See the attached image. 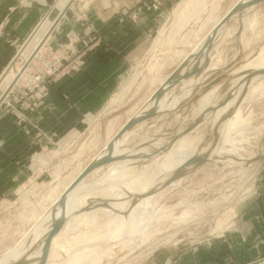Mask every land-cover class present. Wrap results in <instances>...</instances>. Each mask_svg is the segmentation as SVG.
<instances>
[{"label": "rangeland", "instance_id": "1", "mask_svg": "<svg viewBox=\"0 0 264 264\" xmlns=\"http://www.w3.org/2000/svg\"><path fill=\"white\" fill-rule=\"evenodd\" d=\"M189 1L191 0H176L173 4L163 6L160 0H142L137 9V14H130L132 23L138 22V13L140 12L159 11L161 9L163 12L161 15L162 21L157 29L148 30L147 37L141 44L131 41L129 46H125V49L116 46L120 49L117 51L125 54L126 57L125 64L121 66H117L113 59L110 60L103 55H99L98 59L90 57L91 50L101 45L102 35L105 33L103 31L106 30L96 28V22H93L96 19L93 15L88 12L82 13L80 0H53L41 15L39 22H37L30 36H33L34 32L38 30L31 40H29V36L24 42L17 43L11 41L12 36L8 37L9 44L14 50V58L13 64L9 66V72L4 79L6 85H8L5 87L6 90L16 78L19 69H25L27 78L22 80L20 77L21 81L16 83L13 91L4 92L0 90V100L4 97L3 105L6 104L12 107L13 111L19 112L32 103L30 100L36 99L38 101L48 96L51 87L62 86V145L52 144L48 160L46 159L48 166L45 169L44 166L47 164L41 165L37 161L40 168L36 169L34 184L19 192L16 200L8 201V204H3L4 202L0 204V255L7 249L14 247L22 239L24 233L36 225L35 218L41 214L45 215L46 207L51 205L55 196L66 185L74 181L91 160L101 154L109 141L108 139L114 136L130 115L145 103L150 94L158 87L159 81L169 77L180 66L185 55L193 49L192 47L214 27L238 0H216V2H214L215 0H193L189 5L190 7L188 6L189 8L185 7ZM27 2L30 4L29 7H33V0H27ZM94 2L95 8L102 9L108 6L105 4V0H94ZM18 5L24 6L19 0H0V23L12 20L10 15L16 12ZM183 7L188 9H183ZM182 9L183 11H181ZM13 10L14 12H12ZM252 10L254 11L251 12ZM252 10H250L252 15L249 11H246L249 14H246V20L248 22L247 18L250 17L249 20L253 19L256 25L250 29H246L245 25L244 32L238 42L236 33L239 29V18H233L227 26L228 31L231 30V34L228 33V35L230 34L228 37L226 34V37L223 36L224 39L220 40L219 47L217 46V50L212 55L208 70L206 69L202 75H200L201 73L198 74L196 84L203 81V76L206 73L209 74L219 70L218 73H215L211 80L206 81L202 88L197 89L190 101H185L171 114H164L163 118L156 116L142 123V126L141 124L136 125L132 129L134 133L126 139L123 145L120 144L117 148L118 153L145 142H151V145H153L155 138L160 136H165L164 138L175 136L180 132V129L183 130L200 116L193 117L192 112V107L194 105L198 106L200 103H197L200 95L210 91L215 85L222 84L220 91H224L217 92L218 94L215 96L218 103L207 111L204 123L192 134V138L196 140L195 145L198 144L199 146V143L202 142H208L206 146L211 144L205 152L206 154H210L217 147L215 145L216 140H212V137L214 136V139L217 137L213 134L214 131H220L217 127L212 130L211 122L209 123L208 120L211 121V116H214L220 109L216 106L223 104L224 97L233 90L234 87L231 83L239 78L237 71L241 68V64L252 59L255 53L258 50L260 52L261 47L264 45V2ZM178 12L184 14V16L187 15L180 21L178 17L175 18ZM33 15L37 17L35 12ZM253 16L255 19L252 18ZM39 24H41V27ZM50 27V35H46L45 33L49 32ZM253 28L254 30H252ZM61 30L62 37L59 36ZM3 33L1 25L0 36L4 35ZM45 39L46 43L44 42V44ZM43 44V51H38ZM109 48H112V46ZM27 58H32L33 61L28 62ZM111 66L112 68H109ZM117 68H120L119 72H116ZM235 68L239 69L234 71ZM95 69L101 70L105 74L114 71L113 77L108 78L104 92L89 97L88 94L92 91L90 93L84 91L92 85L90 74L93 75ZM6 72L1 76L0 81ZM86 72L88 73L86 74ZM262 81L264 82V79ZM81 86L84 88L79 89ZM180 91L181 87L176 86L174 93L178 94ZM86 98L88 100L80 103L81 100ZM74 102L77 103L76 107ZM243 102L242 116L245 123H242L239 128L231 133L232 143L225 146L226 151L221 150L219 153L212 155L211 159L208 155L206 163L192 166L193 169L188 172V178L183 179L178 187L164 189L163 196L160 197L161 199L156 205L154 219H151L148 226L145 227L143 235L131 237L133 242L137 241L132 244L133 247L117 243L111 251L112 253L97 264H148L155 252L165 250L166 247L202 244L208 238H223L226 232L235 231L238 207L241 202L249 200L255 194L256 182L264 170V95L257 96L252 100L246 101L244 99ZM97 103H101L99 107L103 108L100 112L95 113L98 109ZM111 104H114V106H110ZM83 106L90 109L84 117L82 111L78 110V107L85 110ZM76 121H78L77 124H75ZM109 123H111V126ZM112 126L113 128H111ZM73 133L76 134L71 137ZM198 139H200V142ZM59 149L62 150V156L56 158L52 152ZM169 151L164 154L167 155ZM165 157H161L162 161L166 159ZM239 157L248 160L246 162L241 161ZM143 159L141 158L137 162V165L139 162L141 165H139L140 168L136 167L135 170H138L134 173L135 175L141 173L140 175H143V177L148 174L152 177L158 171L159 163L150 164L152 159ZM249 159L251 161L247 162ZM40 169L43 172H40ZM101 170V172L100 170L96 171L95 175L93 174L87 179L86 183L89 188L98 189L100 186L97 183L102 182L104 179L106 183L107 177L105 174L109 172V169L104 168V170ZM153 172L154 174H152ZM148 175L145 177H149ZM27 190H30L29 193ZM93 191L96 192L97 190L93 189ZM52 193L53 196H51ZM48 196L52 198L47 199ZM45 197H47V200L43 199ZM159 208H162L163 214ZM170 211H173V215ZM185 212H187L186 217L184 216ZM99 215V219H97L99 222H96L98 225L96 223L90 225L89 235L86 232L89 225L80 222L77 225V227H80L77 229L80 230L68 231L73 233L67 236L69 239L64 237L63 241L65 242H62L64 244L72 242L75 245V241L83 240L85 242L80 244L84 247L90 246L88 244L91 243H94L91 244L92 246L97 243L98 247L93 246L94 250L89 256L94 257L93 260H95L98 254H102V252H99L106 249V246L111 247L110 243L106 242L103 243L105 245V248H103L100 239L104 242L107 241L109 233L112 232L110 231L111 226L114 225L111 218L106 217L104 214ZM182 217L183 219H181ZM107 223L112 224L108 226ZM97 228H102L100 229L102 231V236L99 235L100 239L96 234L101 233V231ZM83 233L87 237L82 236ZM75 234L77 235L75 236ZM90 235L91 239L89 238ZM105 235L106 239L104 240ZM74 238L77 239L74 241ZM87 238L88 240L93 238L95 241L98 238V241L101 242L100 246L97 241L86 243L88 242ZM131 240L130 242H132ZM72 243L69 245L72 246ZM80 244H78V247L76 246V249L82 248ZM85 248H82V250L84 251ZM87 248L85 250H88ZM58 254L60 258L57 256L55 262L53 261L50 264H61L63 261L62 264H67L69 256H66L62 250H58ZM263 259L264 256L251 262V264H259Z\"/></svg>", "mask_w": 264, "mask_h": 264}, {"label": "bare ground", "instance_id": "2", "mask_svg": "<svg viewBox=\"0 0 264 264\" xmlns=\"http://www.w3.org/2000/svg\"><path fill=\"white\" fill-rule=\"evenodd\" d=\"M192 1L193 0L187 2L185 7H188L189 5H191ZM247 1H251V0H238L232 6V8H230L227 11V13L224 16L222 15L223 17L214 25V27L204 37H202V39H200V41L194 47H192L193 49L189 53H187L185 55L181 64H184L187 61V62H189L188 67H184L183 70L181 71L180 75L178 77H176V79H174V81L172 83H170L169 85L166 83L169 77H167L163 80H160L158 87L153 91L152 94H150V96L146 99L145 103L143 105H141V107H139L137 111H135L132 115H130L128 120L126 119L127 121L117 131V133L115 132L116 134L114 133L115 135L112 136L110 139H108L109 141L107 142V145L105 146V148H103L101 154H99L93 160L107 154L108 144L113 140V138L120 132V130L128 122L144 116L152 108V106L154 105L156 93L160 87L164 88V97L162 98V100L158 106L157 112L159 115H157V117H162L164 114H171L174 111L173 110L174 106H176L178 104L181 105L180 103L183 104L185 101H190L192 99V97H194L196 90L199 88H202L206 81L211 80V78L214 76V74L218 73L219 70H215L214 72H210L209 74L206 73L205 76H203V81L200 84H196V82H197L196 79L198 78V73L196 74L195 71H200L201 72L200 75H202L206 69L208 70L210 60L212 58L214 51L217 50L216 48L219 45L220 40H222L223 36L226 37V34H227V37L231 34L230 33L231 30L228 31V29H227L229 21L226 22L227 24L223 25L220 28V30L218 31V33L216 35H212V33L219 26V24L224 21V18L230 14L232 9L239 2L245 3ZM214 2H216V0ZM214 7L216 8V6H214ZM255 7L256 6L247 7L244 9V11L242 13L234 15L231 17V20L233 18L235 19L236 17L239 18V29H238L237 33L235 32L238 42H239L241 35L244 32L245 25H246V29H250L254 25H256V23H255V21H253V19L249 20L250 17L247 18L248 22L246 20V14L248 13V12L246 13V11L250 12V10H252ZM183 9H186V8L183 7ZM183 9L181 11H183ZM181 11H179V12H181ZM253 11L254 10H252L251 12H253ZM179 12L175 16V18L178 17L179 20L184 18L187 15V14H185V16H184V14L181 13L183 15L182 16ZM251 12H250V14H251ZM253 14H255V13H253ZM247 15H249V14H247ZM252 18L255 19L254 16ZM188 19H189V17H188ZM175 21L177 22V20H175ZM233 27H235V26H233ZM254 28L252 30H254ZM230 29H232V28H230ZM226 30H227V32H226ZM48 31H47L48 33H45L46 35H50L51 27ZM228 33H230V34L228 35ZM246 40H247V38H246ZM45 41H46V39L43 41V43ZM206 42H207L208 46L205 49V53H203L204 55L198 59L195 58L194 55L198 54L199 50H201L202 46ZM44 44L41 48L38 49V51H43ZM32 58L31 59L27 58L26 60L28 62H32L33 61ZM216 66H219V65H216ZM240 67H239L240 69L237 68V69H239V71H237L239 78L235 81H232V83H231L233 85L232 87L235 88L239 81H241V80H243V81H242L241 85L236 87L237 89L235 88L236 91L234 92L233 99L226 106L220 108L214 116H211L212 117L211 121H210V119L208 120L209 123L211 122V129L212 130H213V128L218 127V130L220 131L219 132V142L220 143H218L217 147L213 151L210 152V154H209L210 159H211L212 155L219 153L221 150L226 151L225 146L227 144L232 143L231 133L234 130H236L237 128H239L242 123H245V119L242 116V104L244 102L239 106L235 105V104H236L237 100H239L240 97L242 96V93L246 90L245 89L246 85H245L244 81L246 79L245 77H247V76H245V74L250 72L251 70L264 69V45L261 47L260 52L258 50L252 59L245 61L243 64H241ZM237 69L235 68L234 71H236ZM20 77L22 78V80H25L27 78V72H25V69H19L18 70V72L16 74V78L14 79L12 84L8 87V89L5 92H10V91L14 90L16 83L18 81L19 82L21 81ZM262 79H264V76H261V75L252 79V82L247 87L248 89H247L246 97L244 98L246 101L252 100L253 98H255L257 96H263L264 95V82L262 81ZM157 80H159V79H157ZM178 85L181 87V91L178 94H176V93L174 94V92H172V91ZM221 87H222V84L215 85L210 91L201 94L199 99L196 98L198 100L197 103L198 102H200V103L197 106V108L196 107L193 108V110H192L194 113L193 117L197 116V115L199 116L201 114V112L203 110H205L207 107H211V106L213 107L214 105H216L218 103L215 100V96H216V94H218L217 92H223L224 91V90L220 91ZM2 104H3V102H2ZM110 106H114V104H111ZM231 108H233L232 114L230 116H228V118L226 120H224L223 122H220V120L223 118V116H225V114H227ZM174 120H176V119H174ZM110 124L111 123H109V125ZM141 126H142V124H141ZM111 128H113V126ZM198 128H196V129L198 130ZM179 131H181V129ZM112 132H113V130H112ZM193 132L188 133L187 135L183 136L181 138V140L179 139L180 141H178L176 144L172 145V147L169 149H166V146L170 143V141H168L167 138L158 137L155 139L156 142L152 140L153 145H151V146L143 147V148L132 147V148H128V150H126L124 152L121 151V153H118L119 150L117 151V148L120 146V144L123 145L125 143L126 139L132 133H134L133 130L128 131L120 140L115 141V145H114L112 151H110V153H109V155H113L115 157H118L119 159L117 161H114L113 163L108 164L105 167H99V168L95 169L94 171L89 173L87 177L83 178L82 180L80 179V181H79L80 175L83 173V171L86 169V167L93 161V160H91L90 163L76 177V179L74 181H72L69 185H66L64 187V189L60 193H58V195L55 196V199L52 201L51 205L46 207L47 208L46 210L44 209L46 212L45 215L43 216L41 214L40 216L35 218V224L36 225L34 224L35 225L34 227L32 226V228H30L27 232L24 233L22 239L17 243V245L13 248L7 249L4 253H2L0 255V264H38L42 258L46 241H47V239L51 233V230L53 227V222H54V220H56L58 218H61V222L63 223V225L59 228L58 232L55 235H53L51 238V242H50L49 250H48V255L46 257V261L44 264H50L51 262H53L56 259L57 256H59V258H60V255L58 254V250H62V252H64L66 256H69L67 264H85L86 262L88 264H97V263H100V261H102V259H104V257H107L108 255H110V253H112L111 251H113V248L116 246L117 243H121V244H123V246L131 247L132 244L136 241L135 240L133 242V239L131 240V237L134 235H143V230L145 229V227L148 226V223L150 222L151 219H154V211H156V209H157L156 205L159 203V199H161L163 196L162 194L165 191L164 189H167V188L173 189V187H178L181 184V181L187 177L188 172H190L193 169L192 168L193 163L188 165V169H187L188 172L181 179H179L177 181H173L167 187H163L165 182L167 180H169L171 178V176H173L177 172V170H179L181 168V166L186 164V162H188L191 158H193L194 156H199V155L203 156L204 154H206L205 152L208 150V148H210V145H211L210 143H209L210 144L209 146H206L208 142L199 143L200 144L199 146H198V144L195 145L196 140L193 139L192 136H189ZM109 133H111V132H109ZM213 134L217 135V132L214 131ZM220 134H221V136H220ZM220 138H221V140H220ZM212 140H215L214 136L212 137ZM212 140H211V142H212ZM198 141L200 142V139H198ZM168 151H169V153L167 155H165L164 153H167ZM151 152L152 153L154 152L153 155L151 154ZM163 156L164 157L167 156V157H165L166 159L163 158L164 160L162 161L161 157H163ZM141 158H144L145 160H151L152 159V163H150V164H155L156 162L159 163V166L157 168L158 171L156 169H154L157 172L154 174V172H155L154 171L152 173V174H154V175H152V177H150L145 172L144 173L146 175L144 173L143 174L145 176L148 175L150 178L149 177L146 178L145 176L143 177V175L141 176L140 175L141 173H139V175H135L134 171L138 170V169L135 170L136 167L140 168L139 165H141L140 162L137 165V162ZM242 158H240L241 161L246 162V160H248V159L244 160ZM143 160H141V161H143ZM250 161H251V159H249V161H247V162H250ZM151 166H153V165H151ZM104 168L109 169L108 170L109 172H107L105 174V176L107 177L106 183H105V179H104V180H102V182L97 183L98 186H100V187H98V189L97 188L95 189L92 187L89 188V185L87 186L86 180L88 178H90V176L93 175L96 171L100 170V172H101L102 171L101 169L104 170ZM140 170H143V169H140ZM148 170H149V168H148ZM97 175H98V173H97ZM101 177H103V176H101ZM93 178H95V177H93ZM89 180H91V179H89ZM93 180H96V179H93ZM109 181H110V183L111 182H113V183L110 184ZM83 182L86 184L84 185ZM101 185H103L104 187H102ZM93 189L97 190V191L94 192ZM56 194H57V192H56ZM51 196H53V193L51 194ZM49 197L50 196H48V198L45 197L43 199L47 200V199L52 198V197H50V198ZM61 200H62V203H61ZM182 205H184V204L182 203ZM160 210L162 212V208ZM171 210H173V209L171 208ZM168 212H169V209H168ZM159 213H160V211H159ZM171 213L173 215V211ZM186 213L187 212L184 213L185 217L187 215ZM99 214H102V215L104 214V215H106V217L111 218L113 220L112 222H114V225L112 223H110V224H112V226H111L112 229H110V231H112V232L109 233V237L107 234L108 238H107V241H105V242L102 239H100V236H102V231L100 229H102V228H100V229L97 228L98 230L101 231V233L99 232L100 234L97 233L96 235H98L99 239L102 241V244L109 242L111 247L108 246L109 249H107L108 247L106 246L105 250L99 252V253L102 252V254H100V255L98 254L97 257H95V260H93L94 257L91 258L92 256L91 257H89V256H90V253L93 252V250H94L93 246L95 248L98 247L97 243H95V245H93V246L91 244H94V243L88 244L92 247L87 246L88 247L87 248L85 246L88 249V250H85L86 248L83 245H81L85 241L77 240L78 242H76L75 239H77V238H74L75 245L71 242L72 243V246H71V245H69L71 243L68 240H66V241H68L69 243L66 242V244H64L63 242H65V241H63V239H65L64 237H67L69 234L73 233L74 230H78L77 228H80V227H77V225L80 222H81V224L84 223L85 225H89V229L86 230L87 235H89L88 230L90 231V229H91L90 225L92 226L96 222H99V221H97V219H99L98 216H100ZM162 214H163V212H162ZM161 216H163V215H161ZM164 216H165V213H164ZM158 218H160V217H158ZM181 219H183V217ZM158 221H159V219H158ZM108 223H109V221H108ZM81 224H80V226H81ZM110 224H108V226H110ZM86 228H88V227H86ZM94 229H95V227H94ZM68 231H73V232H68ZM95 231H93V232H95ZM105 232H107V231H105ZM93 234H95V233H93ZM104 234H106V233H104ZM76 235L77 234H75V236ZM91 235L89 236V238L91 237ZM82 236H84V233ZM92 237H93V235H92ZM105 237H106V235L104 236V240L106 239ZM67 239H69V238L67 237ZM90 239L88 240V238H87L88 242H86V243L95 241V240H93V238H92V240H90ZM130 240L132 242H130ZM70 241H73V240H70ZM96 241L99 242L98 245L101 243L100 241H98V238ZM78 244H80L82 248H85L84 251L82 250V248L76 249V246L78 247ZM103 246H104L103 248H105L104 244H103ZM78 251H81V252H78ZM141 254H143V253H141Z\"/></svg>", "mask_w": 264, "mask_h": 264}, {"label": "crops", "instance_id": "3", "mask_svg": "<svg viewBox=\"0 0 264 264\" xmlns=\"http://www.w3.org/2000/svg\"><path fill=\"white\" fill-rule=\"evenodd\" d=\"M19 1L24 6L18 5L16 12L12 11L14 12L10 15L12 20L0 23L4 31V35L0 36V78L7 71L0 81V90L4 92L5 87L8 86L4 79L14 58V50L9 44L8 37L12 36L11 41L17 43L24 42L29 38L41 15L53 0H33V7H29L30 4L27 0ZM160 1L163 6H167L176 0ZM80 2L82 13L88 12L93 15L96 19L93 21L96 22V28L106 30L103 31L105 33L102 35L101 45L91 50L90 57L98 59L99 55H103L110 60L113 59L117 66L124 65L126 57L125 54L117 51L120 49L116 46L125 49V46H129L131 41L141 44L147 37L148 30L157 29L162 21L163 12L161 9L140 12L138 13V22L132 23L130 14H137L142 0H105V4L108 6L102 9L95 8L94 0H80ZM34 12L37 17L33 15ZM37 30L29 40L34 38ZM59 36L62 37V30ZM110 46L112 48H109ZM119 71L120 68H117L116 72ZM113 72L105 74L101 70L95 69L94 74H90L92 85L88 86L84 92L92 91L88 94L89 97L104 92L105 84L109 77H113ZM82 88L84 87H79V89ZM174 91L175 89L172 92ZM48 93L50 94L42 100H30L33 104L31 103L19 112L13 111L12 107L6 104L0 106V204L3 202V204H8V201L16 200L19 192L34 184L36 169L40 168L37 161L41 165L47 164L46 159L48 160L52 144L62 145V86L51 87ZM87 98L81 100L80 103L88 100ZM180 104L182 105V103ZM76 105L77 103L74 102L75 107ZM181 105L174 106L173 110L175 111ZM97 106L98 109L95 113L100 112L103 108L99 107L101 103H97ZM194 107L197 108V105ZM84 108L85 110H82L78 107V110L82 111L83 117L90 110L87 107ZM163 116L158 118H163ZM75 134L73 133L71 137ZM153 153L151 152L152 155ZM52 154L54 157L60 158L62 150L53 151ZM47 166L48 164L44 166V169ZM41 171L42 169H40ZM29 191L27 190L28 193ZM235 223V231L226 232L223 238H208L202 244L166 247L165 250L155 252L148 264H251L263 257L264 170L256 182L255 194L249 200L241 202L238 207V217Z\"/></svg>", "mask_w": 264, "mask_h": 264}, {"label": "water", "instance_id": "4", "mask_svg": "<svg viewBox=\"0 0 264 264\" xmlns=\"http://www.w3.org/2000/svg\"><path fill=\"white\" fill-rule=\"evenodd\" d=\"M264 0H251V1H247L245 3L239 2L230 12V14L228 16H226L224 18V21L221 22L219 24V26L214 30V32L212 33V35H216L218 33V31L220 30V28L227 24L226 22H230L231 17L237 14H240L244 11L245 8L247 7H252V6H257L261 3H263ZM208 46L207 42L202 46L201 50H199L198 54L194 55L195 58H200L202 57L205 53V49ZM189 62H185L184 64H181L178 68H176L171 75L169 76L168 80H167V84L169 85L170 83H172L174 81V79H176V77H178L181 73V71L183 70L184 67H188ZM196 74L201 73L200 71H195ZM247 77H245V85H246V90L242 93V96L240 97L239 100H237L235 105H241L243 103L244 98L246 97V93H247V87L248 85H250V83L252 82V79L255 77H258L260 75H264V69H258V70H251L250 72L245 74ZM243 80L239 81L238 84L236 85L239 86L241 85ZM218 82V81H217ZM216 84V82H215ZM235 87V88H236ZM233 89L229 94H227L224 97V102L223 104H219L216 106V108H222L224 106H226L232 99H233V95L234 92L236 91V89ZM209 89V88H208ZM164 97V88L160 87L156 93L155 96V101H154V105L152 106V108L142 117L135 119V120H131L130 122H128L121 130L120 132L113 138V140L108 144L107 147V154L99 157L95 160H93L87 167L86 169L83 171V173L80 175L79 177V181L80 179L82 180L83 178L87 177L89 173H91L92 171H94L95 169L99 168V167H105L110 163H113L114 161H117L119 158L115 157L113 155H109L110 151H112L114 145H115V141L116 140H120L128 131H132V129L138 125V124H142L150 119L155 118L158 114V106L162 100V98ZM3 98H1L0 100V105L3 102ZM221 106V107H220ZM212 107V106H211ZM211 107H207L205 110H203L200 114V116L190 125L186 126L183 130H181L180 132H178L177 134H175V136H171L170 138L167 137L168 141H170V143L166 146V149H169L172 147V145L176 144L179 139H181L183 136L187 135L188 133H191L192 131H194L196 128H198L200 125H202L205 121L206 118V114L208 113L207 111L211 108ZM233 108H231L227 114H225V116H223V118L220 120V122H223L224 120H226L228 118V116H230L232 114ZM218 129V127H217ZM217 132V136L215 138L216 143L215 145H218L219 142V132L216 130ZM165 137V136H164ZM163 136H160V138H164ZM158 138V137H157ZM156 139V138H155ZM151 142L150 143H141L139 145H137L134 148H143V147H148L151 146ZM208 155L209 154H204L203 156H194L193 158H191L188 162H186V164H184L183 166H181V168L179 170H177V172L171 176V178L169 180H167L165 182V184L163 185V187H167L170 183H172L173 181H177L179 179H181L183 176H185L187 174V169H188V165L193 163L192 165L198 166V165H202L204 163H206L208 161ZM62 203V200H61ZM63 225V223L61 222V218H58L56 220H54L53 222V227L51 230V233L46 241V244L44 246V252L42 255L41 260L39 261L38 264H44L46 261V257L48 255V250H49V245L51 242V238L53 235H55L59 228Z\"/></svg>", "mask_w": 264, "mask_h": 264}, {"label": "built area", "instance_id": "5", "mask_svg": "<svg viewBox=\"0 0 264 264\" xmlns=\"http://www.w3.org/2000/svg\"><path fill=\"white\" fill-rule=\"evenodd\" d=\"M47 72V71H46ZM45 72V73H46ZM15 88V87H14ZM13 91V90H12ZM259 264H264V259L261 261V262H259Z\"/></svg>", "mask_w": 264, "mask_h": 264}]
</instances>
